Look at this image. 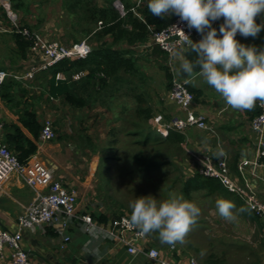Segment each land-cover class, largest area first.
<instances>
[{"label": "crops", "instance_id": "obj_1", "mask_svg": "<svg viewBox=\"0 0 264 264\" xmlns=\"http://www.w3.org/2000/svg\"><path fill=\"white\" fill-rule=\"evenodd\" d=\"M221 19L223 17L214 21L212 26L218 29L217 21ZM256 21L257 23H264V11L257 14ZM201 35V33L197 32L195 41H198ZM236 38L246 45H255L258 48H264V28L255 37H244L237 33ZM13 47L16 49L15 45ZM1 48H4V45L0 44ZM28 55L31 54L28 52ZM172 61L174 66L171 68L175 77L186 81L190 88L201 91V96L198 100L194 101L192 109L196 113L205 116L207 122L213 127V131L204 130L196 126L185 130L183 132L185 140L173 149L175 150L174 156L166 163L167 169L171 168V164H174L176 166L175 171H180L178 175H182L183 180H186L198 173L200 168L199 159L201 157L207 155L212 159H217L224 155L227 157L229 164L237 159V170L232 172V177L241 185H244L245 180H247L264 203V168L252 164L246 166L245 179L238 171V165L241 161L244 159L253 160L256 155L258 137L251 128L250 120L255 111L254 106H258L261 100L257 98L254 105L248 109L233 108L226 104L221 94L213 86L209 85L199 72H194L189 76L179 69V60L174 55ZM3 62L0 57V69H5L12 73L24 71L28 67L25 65L22 70L19 69V71H16L6 67L9 64ZM40 94L41 92L39 93V97ZM167 94L163 93L160 96L159 103H163V107L157 113L161 114L164 119H170L172 116L183 117L184 113L171 101L169 94ZM44 95L47 96V94ZM52 100L56 101L57 99ZM35 103H31V108L37 111L42 123L45 119L53 117V112L51 113L49 110L45 111L44 107L38 105L40 103L38 99ZM21 108L22 105L19 108L11 107L0 97V141L6 143L5 136L8 130H10L9 125L12 123L19 125L23 132L31 137L30 132L20 122ZM127 114H129L127 109L121 111L120 119L126 121L125 116ZM55 128L57 129V127ZM62 129L64 130V128ZM69 132L56 130L55 139L50 141H42L39 139L37 143L38 150L33 156L53 169L54 179L61 181L66 187L74 189L77 194L76 213L79 216L105 214L108 215L109 222L116 214H121L123 211L125 214L131 213L132 210L127 211V208L125 209V206L122 204H118L119 212L112 210L117 205H113L111 196L106 194V192L111 191L113 188L112 175H115L119 163H116L117 167H113L115 165L114 163H107V165H110V175L104 179L105 181L103 180L101 182L100 176H98L101 163L98 152L94 153L90 149H87L86 151L88 153H83L78 145L77 138L70 139L72 130ZM79 140H81L80 137ZM91 140L94 143L97 142L94 137H91ZM126 163L128 164L129 162ZM160 166L140 168L135 162L131 165L133 171L152 172L156 171V168L159 171ZM112 171H115V173L113 174ZM129 174L131 175V172ZM180 191L176 189L177 194L181 196ZM223 194L224 192H216L215 194L208 195L205 190H201L193 192L190 199L183 196L184 199L194 202L200 208V213L193 222V225L197 226H193V229L200 231V233H202L201 231L205 232L206 229V233L215 236L214 238H224V233L218 236L216 231L214 235L213 228L211 225L209 226L211 224L210 222H212V219H207L209 210L212 208L216 210L215 201L218 198H226L234 203H237V201L243 203V201L234 193L228 196H224ZM35 197L36 191L28 186L18 174L11 175L4 182L0 190V226L11 231L18 230L17 223L19 215L26 206L34 201ZM233 211L236 213V218L251 219L255 224L259 223L264 231V221L259 217L254 219L252 217H246L242 212L238 211L237 207ZM216 214L217 220H215V223L223 222L225 218L221 217L217 211ZM80 223L79 220H75L64 231L70 237V240L65 243L64 248L62 247L63 235L60 231H57V226L36 227L30 230H23L22 245L27 250L31 260L37 264H154L146 254L129 253L125 245L108 238L104 232L96 228L89 233L84 232L81 229ZM108 224L105 223L104 225ZM262 229L260 230L262 231ZM190 234L192 235L190 236V242L185 237L187 240L185 244H181L180 241L175 242V244H168L161 242L158 234L149 232L146 233V239L141 241L140 245L141 247L158 249L165 259L174 264H188L191 259H195L198 264H226L230 258H228V255L236 251L235 249L232 251L220 249V252H218V248L222 246L216 247L214 245L215 247H211V251L205 253L201 248L202 242L197 236L195 237V233L190 232ZM250 235L253 238L251 239L249 236L247 238V251L245 245L240 246L238 244L235 246L237 250L238 248L240 249L238 252L241 255L234 256L236 259L232 258L231 261L233 263L229 264H237V260H241L240 262L245 261V263L240 264H264V233H260V231L259 233H255L252 231ZM211 236L210 238L212 239ZM229 239L230 237L226 240ZM217 241L220 244L223 243L220 240ZM223 256L227 257L224 262L222 260ZM0 264H12L10 250L7 249L5 257L0 259Z\"/></svg>", "mask_w": 264, "mask_h": 264}, {"label": "trees", "instance_id": "obj_2", "mask_svg": "<svg viewBox=\"0 0 264 264\" xmlns=\"http://www.w3.org/2000/svg\"><path fill=\"white\" fill-rule=\"evenodd\" d=\"M8 1L15 12L21 9L24 10L26 7L24 0ZM115 1L102 0V3H97L95 0L67 1L74 13H77L76 16L82 21L81 23L84 24L80 27L79 32L86 36L92 34V51L85 58L63 59L49 69L39 72L36 78L40 75L44 81V89L41 91V94H47L50 99L63 100L71 108L78 110L87 107L92 100H102L103 93H110L108 94L109 97L114 98L112 92H118L120 88L125 86V95H131L134 98L136 107L132 116L129 114H127L129 116H125L127 124L132 127L125 128L123 132L134 138L132 146H138L142 149L152 147V150L147 153L142 149L140 153L139 151L132 153L131 160L140 168H150L166 164L174 156L175 150L173 149L185 140L184 134L170 131L166 137H155L149 120L157 115V112L144 95L146 93V89H144L142 84L144 75L138 63L135 48L141 44H147L152 39L153 32L168 27L178 16L175 14H165L164 16L152 14L148 9L147 0H142L139 4L136 0L133 2L121 0L125 10V14L122 15L116 8ZM1 9L7 16L5 8L0 3ZM99 22H102L101 25H99ZM222 22L223 19L218 20L217 25L220 26ZM23 26L30 28L28 25ZM11 34L18 56L25 59L28 55L31 42L20 33L13 32ZM153 51L164 59L169 58V54L157 45L152 46L151 53ZM185 54L189 59L194 60L196 57V53L193 51H187ZM161 69L165 73L166 89L170 92L175 75L167 63L163 64ZM194 72H199L198 66ZM59 73L63 75L62 78H57V74ZM75 76L78 77L74 78ZM136 77L140 80L139 84L134 82ZM23 82L30 81L17 80L14 77L7 78L1 87L0 97L11 107L19 108L22 105L19 119L30 132L31 137L27 136L19 125L12 123L9 125L10 130L6 133L5 141L20 161L26 162L38 150L37 143L40 139L43 123L40 121L37 111L31 108V104L27 103V100L23 98V95L18 90L20 84ZM188 88L194 94L195 100H198L201 96V91L189 86ZM254 107L255 111L251 118L259 112L258 106ZM107 108L111 107L107 106ZM122 108L121 111L126 110L125 107ZM115 119L120 120V116ZM89 136L85 137L89 142L87 146H91L94 153L98 152L97 148L92 146L94 142ZM114 137L113 141L106 148L115 149L114 146L118 143V140L116 139L117 136ZM72 138L73 136L70 137V139ZM106 148L104 147L103 150L106 151ZM116 159L121 160V157L118 154L100 155V167ZM237 163L238 160L236 159L233 163L229 164L232 172L237 170ZM102 172L100 171L102 175V177L100 176L101 182L105 179V175ZM136 172L142 175L145 173L150 174L152 171ZM174 181L181 183V195L187 199L192 197L191 194L193 192L201 190H205L208 195L215 194L216 192H224V196L231 194L229 191H226L219 180L205 177L199 173L186 180H183L182 175H177ZM108 182L110 183V181ZM234 204L238 210L244 209L240 212L246 217H252L253 219L258 217L243 203L237 201ZM123 214H125L124 211L121 214H116L114 218ZM130 214L128 213V215ZM92 216L98 223L105 224L109 222L108 215L92 214Z\"/></svg>", "mask_w": 264, "mask_h": 264}, {"label": "built area", "instance_id": "obj_3", "mask_svg": "<svg viewBox=\"0 0 264 264\" xmlns=\"http://www.w3.org/2000/svg\"><path fill=\"white\" fill-rule=\"evenodd\" d=\"M142 0H138V4ZM6 10L7 17L11 21V28H0V32H15L22 34L29 40V53L36 61L28 65L27 69L12 73L5 69H0V90L4 82L9 77L17 80L32 81L36 75L47 70L63 59L85 58L92 51V47L87 39L76 41L70 45H64L57 40H47L42 34L23 26L19 17L12 9L8 0H0ZM119 12L124 15V5L120 0L114 2ZM102 22H99L101 25ZM176 36V39L169 40ZM197 32L195 28L189 29L186 21H181L179 17L168 27L153 32V45L159 46L169 54L172 59L176 48L186 46L189 41L195 42ZM62 74H57V78H62ZM170 99L184 113V116H174L169 120L164 119L161 114H157L149 120L155 133L160 137H166L170 131L183 133L190 127L213 131V127L207 122L205 116L196 113L192 109L195 97L189 90L187 82L173 77ZM259 112L250 120L252 130L257 134L258 144L256 155L253 160L244 159L238 165L239 173L245 179V167L252 164L264 168V102L258 104ZM1 128V125H0ZM56 138V130L52 118H47L43 122L40 133V140L50 141ZM200 168L198 173L217 179L221 185L231 193H234L249 210L264 221V203L258 197L257 192L245 180L244 185L238 183L232 177L227 157L222 155L217 159L204 156L199 159ZM13 174L19 177L32 189L36 191L34 201L26 206L18 217V230L11 231L0 226V259L5 257L7 249L12 254V264H37L31 260L28 252L22 245V231L36 227L57 226V231L63 235L62 247L70 240L64 233L70 223L79 220L81 229L89 233L94 228L104 232L105 235L127 247L131 254L144 253L154 264H174L165 259L156 248L144 247L140 242L146 239V234L140 235L139 229L128 222L130 215L123 214L111 219L104 225L97 223L91 215L79 216L77 210V194L74 189L66 187L61 181L53 178V169L41 160L31 156L26 162H21L18 156L9 146L0 141V190L4 182ZM188 264H198L195 259H191Z\"/></svg>", "mask_w": 264, "mask_h": 264}, {"label": "rangeland", "instance_id": "obj_4", "mask_svg": "<svg viewBox=\"0 0 264 264\" xmlns=\"http://www.w3.org/2000/svg\"><path fill=\"white\" fill-rule=\"evenodd\" d=\"M67 1L68 0H24L26 5L25 9L16 11V14L22 25H28L33 31L42 34L47 40H57L64 45H70L76 41L87 39V42L92 47V34L86 36L79 32L80 27L84 24L81 23L82 21L76 16L77 13H74ZM95 1H97V3H102V0ZM130 1L133 2L135 0ZM136 1L138 2V0ZM0 27L7 29L11 28V21L2 9L0 10ZM11 33L13 32H0V44L4 45V48L0 49V57L4 61L3 63L9 64V66L6 67L11 70L19 71V69L22 70L25 65L28 66L31 63H34L36 59L32 54L27 55L25 59L18 56L16 49L13 47L15 42ZM152 43L153 41L150 39L147 44L139 45L135 48V54L138 57V63L144 75V79L142 80L143 87L146 89L144 95L155 108L156 112L158 111L159 113L160 109L163 107V103H159L160 96L163 93L169 94V90L166 89L167 82L165 80V73L161 67L166 63L170 67H173L174 63L170 58L164 59L159 54L154 52L151 53L153 46ZM77 77L78 76H75L74 78ZM134 82L139 84V78L136 77ZM125 88L126 87L124 86L120 88L118 92H112L114 98L109 97L108 94L110 93H103L102 100H92L87 107L78 110L71 108L63 100L53 101L43 94H40L39 97V93L44 89V81L40 75L30 82L21 83L18 88L23 95V98L27 100V103L36 104L35 101L38 99L40 103L37 104L40 107H44L45 111L49 110L51 113H54L52 119L54 121V127H57L55 130L67 133H70L69 131L72 130L70 135L73 136V138H77L78 145L83 153H88L86 151L87 149H90L93 152L92 147L87 146V143L89 142L85 138L90 135L97 140L92 146L97 148L99 156L118 154L121 157V160L116 159V161H109L111 164H115L113 167H117V162L119 163V166L117 167L116 173L115 171H112L113 174L115 173V175H112L113 188L111 191L106 192L108 196H111L113 205H117L116 208L112 210L117 212H119L118 204L125 206L127 211L132 210L130 203L140 196H148L147 198H154L159 202L168 199L170 195H178L176 189L180 190V182L174 181L180 171H175L176 166L174 164H171V168L168 169L167 164H162L159 169L160 172H158L155 167L157 172H151L150 174L145 173L140 176L138 172L133 171L131 165H133L134 162L131 160L130 155L138 151L140 153L142 150H144L145 153L150 152L152 147L142 149L138 146H132L134 138L123 132L125 128L130 126L126 121H122L121 119L114 121L116 117L121 115L122 107H125L129 111L130 116H132L133 111L135 110L136 101L131 95H125ZM107 106H110L111 108L108 109ZM172 117H170V119ZM62 128H64V130ZM154 135L155 137L158 136L156 133ZM114 136H117L116 139L118 140V143L114 146L115 149L112 150L106 148L111 141H113L115 138ZM79 137H81V140H79ZM104 147L107 149L106 151L103 150ZM126 162H129V165ZM130 168L131 175L129 174ZM98 171V176L102 177L100 171H103L102 173H104L106 179L110 175V165L105 164L100 167ZM176 186L178 187L176 188ZM209 211L207 219H212L209 226L211 225L213 228L212 231H214V235L216 231L218 236L221 233H224V238H214L215 236L206 233V229L205 232L201 231L202 233H200V231L193 229V226H197L193 224L185 237H187V240L189 241L190 236H192L190 232L195 233V237L197 236L202 242L201 248L205 253L211 251L210 249L211 247L213 248L214 245L216 247L222 246L221 248H218V252H220V249H227L229 251L235 249L236 251L234 253H236V255H234V253L228 255V258L230 257L227 262L228 264L233 263L231 260L232 258L236 259L234 256L241 255L240 252H238L240 249L238 248L237 250V247L235 246L238 244L240 246L245 245L247 251L248 244L246 241H248V236L251 239L253 238L250 235L252 231L255 233H259V231L260 233H264L259 223L255 224L253 220L247 218H236L233 221L224 219L223 222L215 223V220H217L216 210L212 208ZM260 229H262V231ZM151 233L158 234V231L153 230ZM228 237H230V239L226 240ZM185 240L180 243H187V240ZM217 240H220L223 243L220 244ZM222 258L223 262L227 259L225 256ZM240 261L241 260H237L236 263H245V261Z\"/></svg>", "mask_w": 264, "mask_h": 264}, {"label": "clouds", "instance_id": "obj_5", "mask_svg": "<svg viewBox=\"0 0 264 264\" xmlns=\"http://www.w3.org/2000/svg\"><path fill=\"white\" fill-rule=\"evenodd\" d=\"M147 6L156 16L177 15L189 29L202 34L198 41L190 40L173 52L183 73L191 76L198 66L199 74L233 108H251L257 98L264 102V48L236 38L237 33L255 37L264 28V23L256 21L257 14L264 11V0H147ZM221 17L219 28L213 27ZM187 51L196 53L194 60L186 56ZM147 197L130 203L128 222L140 235L156 230L161 242H183L200 213L199 206L183 196L170 195L159 202ZM215 205L221 217L236 219L231 200L218 198Z\"/></svg>", "mask_w": 264, "mask_h": 264}, {"label": "water", "instance_id": "obj_6", "mask_svg": "<svg viewBox=\"0 0 264 264\" xmlns=\"http://www.w3.org/2000/svg\"><path fill=\"white\" fill-rule=\"evenodd\" d=\"M174 39H176V36L171 37L169 40L171 41V40H174Z\"/></svg>", "mask_w": 264, "mask_h": 264}, {"label": "bare ground", "instance_id": "obj_7", "mask_svg": "<svg viewBox=\"0 0 264 264\" xmlns=\"http://www.w3.org/2000/svg\"><path fill=\"white\" fill-rule=\"evenodd\" d=\"M154 52V51H153ZM95 101V100H94ZM93 104V103H92Z\"/></svg>", "mask_w": 264, "mask_h": 264}]
</instances>
